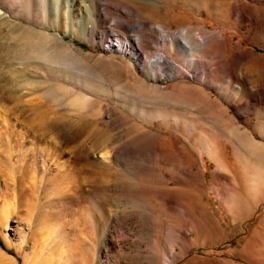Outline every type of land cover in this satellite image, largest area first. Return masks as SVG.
<instances>
[{"label": "rangeland", "instance_id": "rangeland-1", "mask_svg": "<svg viewBox=\"0 0 264 264\" xmlns=\"http://www.w3.org/2000/svg\"><path fill=\"white\" fill-rule=\"evenodd\" d=\"M50 1L58 8L61 29L39 26L42 10L33 15L37 23L31 16L30 21L24 19L25 0H0L2 13H20L13 18L27 26L61 31L71 48L51 63L25 59L26 46L16 44L12 59L0 62V206L5 205L0 250L14 264H166L164 257L172 248L176 254L169 264H264V176L253 181L244 162L235 160L238 150L230 133L220 136L210 126L215 122L230 127L233 118L264 143V99L249 101L252 93L238 95L237 102L221 92L222 87L233 92L242 84L264 95V63L244 73L240 69L244 61L232 58L264 56V19L233 17L227 10L213 16L208 0ZM253 4L263 5L260 0ZM198 6L200 12L195 11ZM158 26L166 39L173 36V45L166 39L161 43ZM185 27L187 39L197 48L203 31L221 33L228 42L221 57L227 65L224 75L214 71L210 81H204L199 78L200 66L170 74L167 63L163 79L152 74L148 61L159 51L175 58V67L185 68L181 56ZM140 36L139 45L146 48L145 68L129 51L104 49L116 38L131 41ZM209 49L218 59V49ZM205 60L208 65L216 61ZM13 80L19 84L11 85ZM31 80L37 85L26 82ZM59 84L71 95L67 100ZM194 85L216 103L191 91ZM74 93L86 96L93 106L67 114L62 102L70 101ZM111 107L118 109L117 115H112ZM200 109L210 110L211 119ZM111 117L114 125H108ZM77 118L85 125L81 158L75 160L76 145L70 151L53 148L39 134L61 120L72 130ZM98 135L102 139L95 140ZM62 161L69 172L59 178ZM19 170L18 181L21 177L23 181L19 192L30 190L39 198L43 189L47 198L43 204L37 201L39 205L30 202L26 214L27 206L18 205L11 186ZM32 179L35 190L30 189ZM77 186L83 193L73 192ZM239 204L244 208L237 211ZM180 228L188 237L178 235Z\"/></svg>", "mask_w": 264, "mask_h": 264}, {"label": "bare ground", "instance_id": "bare-ground-1", "mask_svg": "<svg viewBox=\"0 0 264 264\" xmlns=\"http://www.w3.org/2000/svg\"><path fill=\"white\" fill-rule=\"evenodd\" d=\"M26 1H27V5H26ZM36 1L37 0H35V2ZM208 1H210L209 4L211 5V6H208V7H209V9L211 8L213 10V14H212L213 16H215L217 12L227 10V13H230V15L232 13V16L233 17H238V18H242V19L243 18L244 19H247L248 17L249 18H255V19H264V0H260V2L263 4L261 6H258V5H254L253 4L256 0H208ZM35 2L33 0H25V3H24V0H23V3L27 6V9L26 10L28 11V18H26V17H23V18L30 21L29 16H31V22L32 23H37L36 21H34V18H33L34 16L33 15L38 14V11L39 10H42L43 13H44L43 14L44 15V21H41V22L37 23L39 26H42V27H46V26H59V24L57 23V21H58L57 19L59 18L60 14H59L58 17L56 16V15H58L56 13V9H58V8L55 9V6L52 3V1H50V0H38L36 3ZM38 2H40V3H38ZM65 2H66V0H65ZM26 6H24V9H25ZM205 7L207 8V4H206ZM205 7L203 6V8H205ZM198 8H199V6L197 7V9H195V11L198 10ZM228 10H229V12H228ZM57 11H61V10H57ZM66 11L65 12L62 11V12L67 14ZM156 11H158V10H156ZM198 12H200V10H198ZM158 13H159V11H158ZM160 13H161V15H164L162 12H160ZM61 15H62V13H61ZM161 15H159V16L161 17ZM13 16H15V17H21V14L20 13H15L13 11H8L6 13H4V12L2 13L0 11V27L3 25V40H0V62H2V60L4 62V61H7V60L10 61L12 59L11 55H13V54H11V53H13V49H14V47H15L16 44H20L22 46L23 45L26 46L27 52H26L25 59H29V58L30 59H44V60H46L48 62H51V63H54V61L56 60V58L60 57L59 56L60 54L63 55L64 54V51H67V49H70L71 50V48L69 47V45L65 44V42H64V40L62 38L63 37V34H62L61 31L59 32L60 34H58V33L50 32V31L45 30V29H43V30L38 29L35 26H27V25L23 24L22 22L16 20L15 18H13ZM51 16H52V18H51ZM195 16L197 17L196 14H195ZM65 17H63L61 20H63ZM46 18L50 19V21H46ZM196 20H198V18ZM61 27L59 26L58 28L61 29ZM157 29L159 30L160 35H161L160 36V41H161L162 44H164L166 38L164 37L163 28L161 26H158ZM201 30L202 29H200V32H202ZM193 31H194V29H193ZM193 31H192V33H193ZM181 32L183 33L182 34L183 35L182 36L183 39L181 40L182 41V43H181L182 44L181 56L184 59L183 65H185V68L180 69L179 66L178 67H175L176 66V63H177L176 60H175V58L171 57L169 54L167 55V53H165L164 51H159L160 53H157V54L153 55V57H151L149 59V61H148L151 64L152 69L154 70L152 72V74H154V76L156 75V76H159L161 78H162V76H166L165 67L163 65L167 63V65L170 67V69L172 68V70L170 71V74H178L180 72L186 73L188 67H190V66L191 67L192 66H200L201 68H203V70H202L201 76L199 78L203 79L204 81H206L207 79L209 80L210 76L211 77L213 76L214 71H217L220 74H223L224 75V73H225L224 70L227 69V65L225 63V60H223V58H221V57L224 54L223 50L227 49V47H228V42L222 37L221 33L219 31H216L214 33H211L210 31H208V33H207V31H206L205 33H203L204 32L203 31L202 32V40H201L202 41V44L200 43L201 48L200 47L197 48V47H194L193 46V43L189 42V40L187 39V35L190 36L189 35L190 33L188 31V28H186V27L185 28H181ZM190 32H191V30H190ZM200 32L198 31V33H200ZM194 37H195V35H194ZM140 38H141V36L140 37H136V38H132L131 41L129 39L128 40H125V41H122V40L116 38L114 40V43L113 42H108V44L104 47V49H113L114 48V49H119V50L126 51V52L129 51V52L133 53V55L135 56V59L138 61V63L140 64V66L142 65L145 68V66L147 64V62H146L147 60L146 61L144 60V57L146 55L145 54V49L146 48L144 49V48H142L141 45H139ZM166 40H168L170 42V45L174 41L173 40V36H171V35L168 36ZM155 44H156V42H155ZM205 45H206V47H205ZM173 47H171V49ZM204 48H207V50L204 49ZM209 48H214L215 50L218 49V54H219L218 59H217V56L214 55V52H212ZM20 49L21 48L19 47V50ZM16 51H18V50H16ZM241 56L232 57V58H233V60H237V61H241V62L244 61L241 64V67H240V69L242 68L241 71L244 72V73H248L249 72V67L250 66L251 67L252 66L255 67L258 63L259 64L264 63V56L263 55H262V57H260V60H249V59L244 58L243 55H241ZM205 59H216V61H214V62H212V64L208 65L207 64V61ZM243 67H245L244 70H243ZM195 74H193V75L191 74V75L193 77L194 76L196 77L197 75H195ZM229 77H230V75L228 73V78ZM201 79H199V80H201ZM28 81H26L28 84H31L33 86H36L37 85L36 84L37 81H35V80H31L30 82H28ZM9 83H10V81H9ZM16 84H19V83L17 81H15V80H13L11 82V85L16 86ZM60 86H62V85L59 84V87ZM188 87H190V86H187V88ZM190 88H191V91H193L194 93L200 94L206 100H208V101H214L216 103V101L213 98L210 97L209 93L205 92L199 86H195L194 85V86H191ZM221 90H222L221 92L224 95H230V96H232L235 99V101H237V102L240 101V98H238V95H240V97H243V96L251 95L252 93H254V95L252 94L253 97L249 101H255V102H258L259 101L260 102V101H262V99H264V95L259 94L258 91L254 90V89H253L254 91H251V90L247 89L242 84H240V85L237 84L236 87H235V89H234L235 91H233V92H229V89H226V88H223V87L221 88ZM68 93H67V88L65 86H62L61 89H60V94H62L61 96H63V98H65V100H67L71 96ZM219 103H221V102H219ZM62 104L64 105V108L66 109V112L68 114L70 111L77 112V113H81L82 111H86L87 108H90L91 106H93L94 102H90L88 100V98L86 96H84V95H81L79 93H74L73 96L70 98V101L62 102ZM212 106H213V103H212ZM110 109H111L112 115L115 116V115L118 114V109L117 108L111 107ZM207 109H211V107L210 108H207ZM202 110H201V113L203 112ZM227 110L228 109H226V112H227ZM209 111H207V113ZM35 112L36 111H33V113H35ZM119 112H120V110H119ZM196 112L198 113L197 110H196ZM204 112L206 113L205 109H204ZM204 112H203L202 116L205 114ZM207 113H206L207 116L206 115L205 116L207 118L209 116V118H210L211 115H209ZM223 114H226V113H223ZM2 115L3 114H1L0 118L2 117ZM35 115H37V114H35ZM121 116H123V115H121ZM113 122H114V120L111 117L108 125H114ZM230 122H231L230 127H224L222 125H218L215 122H212L210 126L216 132H218L217 134L220 135V136L226 135V134H229L230 133L229 136H231L233 138V144H232V146L235 148V150L236 149L238 150V154H236V159L235 160L236 161H242V162H244V165L247 167V169L250 172V174H249L250 175V178L253 181H259L264 176V143L263 142L261 143L260 141H258L257 139H255L254 136L251 134V132H249L247 130H244L236 121H234L233 118H231ZM12 125L14 126V124H12ZM73 125L74 126H73L72 130H68V122H66L64 120L63 121L61 120L60 122H53V123H50L47 126V128L41 129L39 136L42 137L41 138L42 140L44 138L46 139V142L48 143V146L53 147V148H60V149H62L64 151L66 149L69 150L68 148L70 146L76 145V147H75V152H76L75 160H77V159L81 158V156L79 154L82 152V147L84 146V144L80 141V139L82 137V134H83L82 133V130H83L85 124L80 119H78V120H76L74 122ZM0 134H1V132H0ZM102 137H103L102 135L94 136L95 140L102 139ZM84 158H86V157H84ZM223 160L225 161L226 159L223 158ZM65 162L66 161H64V162L62 161L61 164L59 163L60 166H64L63 170H61L63 172H60V171L57 172V175L56 176H58L59 178L62 177V176L64 178L68 174V172H69V169L67 167H65ZM87 163H85V164H87ZM27 169H28L27 167H24V170H22V171L27 172L26 171ZM22 171L19 170L14 175L15 178L13 177L12 183H11L12 185L11 186H13V188H14L15 196L17 197L18 205L21 206V204L25 203V205L27 206L26 209L23 210V211H25V214H26V210H29L28 209V205L30 207V202L35 201L36 202V205H39V203L44 202V201H41L42 199L45 200L47 198H44L46 196L45 195L46 193L43 192V189H42V192L39 193V198H37L35 196L36 194L34 193L35 194L34 195L32 193V191H30V190H29L28 193L25 191L26 192V193H24L25 195L23 194V192H19V189L20 188H18V186H19V184L22 185L23 184V181L21 180L22 177L19 179L20 181H18V178L20 177V174H21ZM93 173H94V171H93ZM92 175L95 176L94 174H91V178L93 177ZM263 179H264V177H263ZM32 181H30L31 182V185L33 184L30 189L33 188L35 190L36 189L35 180L32 179ZM21 187H22V189L24 188L23 186H21ZM28 187H30V186H28ZM123 188H126V187H123ZM123 188H122V191H124ZM37 189H40V188H37ZM97 189H98V187H97ZM115 189H117V188H115ZM120 190H121V188H120ZM47 192H49L48 189H47ZM73 192L74 193H77V194L83 193V191H81V189L78 186H77L76 189L73 190ZM235 194L238 195L237 193H235ZM71 195H69V198L72 197ZM37 201L39 202L38 204H37ZM25 205H22V206H25ZM40 206H41V204H40ZM40 206H38V207H40ZM242 207L244 208V204H242V205L239 204L238 205V208L236 210L237 211L238 210H242ZM40 208H41L40 210H43L42 207H40ZM3 212H5V205H1L0 206V214H2ZM42 212H43V214H45L44 211H42ZM46 212L49 214V211H46ZM57 212L58 211H56V213ZM39 213L41 214V211ZM47 213H46V217L48 218ZM50 213L53 214V211L50 212ZM58 215L56 214L53 217H56ZM38 217H40V215ZM53 217L51 215L49 216V218L51 220H53ZM56 218H54V219L57 220ZM62 229H63V227H62ZM185 230H184V228L181 229L180 232H179L180 234H178V235L179 236H182V237H188V235H187L188 233ZM174 254H176V252H175V249L172 248L169 251L168 255H166L164 257V260H165L164 262L166 264L172 263L171 262V258H172V256ZM151 256L154 257V255H151ZM155 257H154V259H155ZM152 260H153V258H152ZM0 264H14V262L11 259L10 256H8L6 253H4V252H2L0 250Z\"/></svg>", "mask_w": 264, "mask_h": 264}]
</instances>
